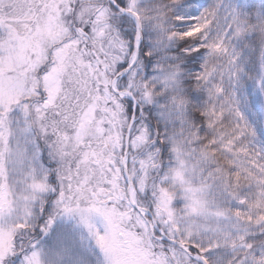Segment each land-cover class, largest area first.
<instances>
[{
  "label": "snow or ice",
  "instance_id": "6c2138e0",
  "mask_svg": "<svg viewBox=\"0 0 264 264\" xmlns=\"http://www.w3.org/2000/svg\"><path fill=\"white\" fill-rule=\"evenodd\" d=\"M0 264H264V0H0Z\"/></svg>",
  "mask_w": 264,
  "mask_h": 264
}]
</instances>
